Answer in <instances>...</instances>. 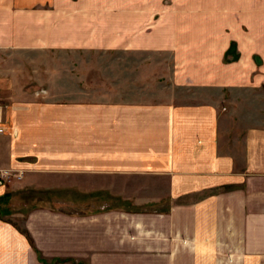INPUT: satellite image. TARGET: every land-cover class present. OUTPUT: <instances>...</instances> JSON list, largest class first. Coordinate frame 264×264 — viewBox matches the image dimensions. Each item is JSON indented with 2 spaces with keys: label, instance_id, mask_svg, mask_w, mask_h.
<instances>
[{
  "label": "crops",
  "instance_id": "obj_1",
  "mask_svg": "<svg viewBox=\"0 0 264 264\" xmlns=\"http://www.w3.org/2000/svg\"><path fill=\"white\" fill-rule=\"evenodd\" d=\"M19 47L164 49L175 68L163 100L71 76L0 105V264H264V123L226 95L264 85V0H0V51Z\"/></svg>",
  "mask_w": 264,
  "mask_h": 264
},
{
  "label": "rangeland",
  "instance_id": "obj_2",
  "mask_svg": "<svg viewBox=\"0 0 264 264\" xmlns=\"http://www.w3.org/2000/svg\"><path fill=\"white\" fill-rule=\"evenodd\" d=\"M142 4L145 11H157L153 20L141 19V23L161 21L159 14L164 4ZM161 7V8H160ZM97 10L96 7H93ZM113 21V20H112ZM93 24H95L93 22ZM159 38V37H158ZM235 44V43H234ZM234 45L230 48L232 52ZM174 52L158 49L154 52L142 50L139 53L115 48L108 51H84L65 49H28L11 48L0 51V105L21 103L30 94L42 96L47 89L58 94L69 92L72 84L70 77L81 76V84L95 90L97 94H108L112 99H144L149 101L163 100L170 90L166 87L165 78L175 68ZM238 55H235L237 58ZM254 74L261 68L253 67ZM174 73V71H173ZM122 75L132 76L124 79ZM90 79L85 80V77ZM77 85V84H76ZM133 88V89H132ZM180 88L173 92H180ZM188 92L194 88L182 89ZM229 92V93H228ZM226 93L228 103L237 109L236 121L240 124L264 123V85L244 86ZM229 94V95H228ZM8 208L15 210L19 199H7ZM61 260L57 262H65ZM78 264V263H76Z\"/></svg>",
  "mask_w": 264,
  "mask_h": 264
},
{
  "label": "built area",
  "instance_id": "obj_3",
  "mask_svg": "<svg viewBox=\"0 0 264 264\" xmlns=\"http://www.w3.org/2000/svg\"><path fill=\"white\" fill-rule=\"evenodd\" d=\"M4 127L3 126H1L0 125V133H3L4 132ZM10 172H9V170H6L5 172H3V171H1L0 170V183L2 182V181H6V177L7 176H10ZM22 176V172H19L18 174H17V177H21Z\"/></svg>",
  "mask_w": 264,
  "mask_h": 264
},
{
  "label": "trees",
  "instance_id": "obj_4",
  "mask_svg": "<svg viewBox=\"0 0 264 264\" xmlns=\"http://www.w3.org/2000/svg\"><path fill=\"white\" fill-rule=\"evenodd\" d=\"M61 260L63 261V260H65V259H58V261H61Z\"/></svg>",
  "mask_w": 264,
  "mask_h": 264
}]
</instances>
